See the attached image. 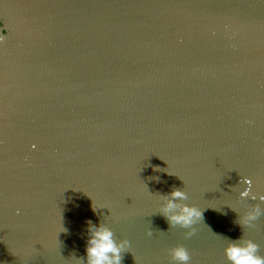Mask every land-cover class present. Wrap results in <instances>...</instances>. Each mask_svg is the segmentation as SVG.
Returning a JSON list of instances; mask_svg holds the SVG:
<instances>
[{"label":"water","instance_id":"obj_1","mask_svg":"<svg viewBox=\"0 0 264 264\" xmlns=\"http://www.w3.org/2000/svg\"><path fill=\"white\" fill-rule=\"evenodd\" d=\"M0 17V264H87L89 221L130 241L122 264H181L177 245L231 264L242 235L264 255V0H0ZM173 187L203 212L190 238L161 213Z\"/></svg>","mask_w":264,"mask_h":264},{"label":"clouds","instance_id":"obj_2","mask_svg":"<svg viewBox=\"0 0 264 264\" xmlns=\"http://www.w3.org/2000/svg\"><path fill=\"white\" fill-rule=\"evenodd\" d=\"M5 40V36L0 35V42ZM245 183L250 184L251 180L246 179ZM241 197H249V190L241 192ZM164 203L161 213L167 218L172 226L179 225L190 229L185 233L186 238H190L196 232L192 227L203 218V212L195 205L184 203L188 199L186 191L179 187H173L170 193L163 194ZM255 198V197H253ZM262 200V199H261ZM261 215L260 206L254 205L240 217L239 224L252 225ZM89 238L86 245L87 264H122V253L130 247V241L125 238L117 241L113 230L104 223L99 225L89 221ZM150 229L148 235L151 236ZM228 239L225 254L231 264H264V255L259 252V245L250 238L243 235L238 239ZM173 261L187 264L190 260V253L184 245H177L170 249Z\"/></svg>","mask_w":264,"mask_h":264},{"label":"flooded vegetation","instance_id":"obj_3","mask_svg":"<svg viewBox=\"0 0 264 264\" xmlns=\"http://www.w3.org/2000/svg\"><path fill=\"white\" fill-rule=\"evenodd\" d=\"M3 20H2V18L0 17V28L3 26ZM2 33L4 34L5 33V30H2Z\"/></svg>","mask_w":264,"mask_h":264}]
</instances>
